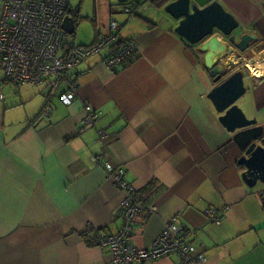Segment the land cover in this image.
<instances>
[{
	"label": "crops",
	"instance_id": "crops-1",
	"mask_svg": "<svg viewBox=\"0 0 264 264\" xmlns=\"http://www.w3.org/2000/svg\"><path fill=\"white\" fill-rule=\"evenodd\" d=\"M135 1L112 5L107 25L97 22L92 43L80 46L109 35L115 19L124 41L138 44L136 59L111 69V49L87 58L74 70L72 104L59 100L67 84L36 96L26 87L38 86L17 88L0 80V264H112L109 249L92 237L119 232L125 194L104 163L124 168L138 189L145 213L134 225L136 248L149 249L178 219L195 232L190 242L202 264H264V185L250 187L243 180L237 161L242 152L209 98L221 83L204 66L200 45L179 36V23L156 10L176 0H150L136 16L119 19ZM214 2L240 23L237 41L244 34L256 41L245 53L233 49L225 65L234 69L228 76L244 73L246 92L237 105L264 126V0H191L201 9ZM78 10L70 3L76 29ZM249 65L263 72L254 74ZM48 103L56 109L46 120L41 116ZM86 105L101 117L81 132ZM99 132L107 134L104 142ZM213 209L222 217L219 225L206 216ZM178 259L143 264H180Z\"/></svg>",
	"mask_w": 264,
	"mask_h": 264
},
{
	"label": "built area",
	"instance_id": "built-area-1",
	"mask_svg": "<svg viewBox=\"0 0 264 264\" xmlns=\"http://www.w3.org/2000/svg\"><path fill=\"white\" fill-rule=\"evenodd\" d=\"M150 0H138L124 8L130 17L141 9H147ZM71 0H3L0 5V70L4 72V82L13 87L47 85L52 90L61 83L69 89L60 95V102L70 105L77 97L76 70L87 58L111 49L106 59L111 69L127 66L138 54L135 41H124L120 35L121 26L115 19L110 22V34L100 36L90 47L67 44V32L63 28ZM4 95L0 88V102ZM86 116L81 122V132L93 128L101 117V112L86 105ZM42 118L49 119L56 106L48 103L43 108ZM104 132L99 139L104 142ZM93 162L101 165V157H93ZM108 177L125 194L121 204L123 225L118 233L101 232L97 245L107 248L112 256V264H143L161 258L177 255L180 264H202L203 256L196 257V247L190 242L195 232L178 219L169 222L152 245L146 249L136 248L131 243L137 219L145 213L138 198L137 187L128 182L126 170L104 163ZM154 211L155 209L152 208ZM206 216L214 224H220L222 217L217 210H207ZM90 230L93 228L89 224Z\"/></svg>",
	"mask_w": 264,
	"mask_h": 264
},
{
	"label": "water",
	"instance_id": "water-1",
	"mask_svg": "<svg viewBox=\"0 0 264 264\" xmlns=\"http://www.w3.org/2000/svg\"><path fill=\"white\" fill-rule=\"evenodd\" d=\"M129 1L118 0V3L125 4ZM163 8L179 23L174 31L190 44L200 45V54H204V66L210 70L215 83H221L214 88L209 98L218 113L222 114L220 121L233 135V141L242 152L237 161L244 169L243 180L250 187L259 182L264 185V126H257V120H249L237 105L246 92L244 73L238 71L228 76L234 69L225 65L233 49L245 53L256 41L249 34L242 35L237 41L239 34L236 32L240 29V23L219 2L201 9L192 5L191 0H176ZM75 22L69 15L65 18L63 28L67 35L75 34ZM221 38L226 40L221 41Z\"/></svg>",
	"mask_w": 264,
	"mask_h": 264
},
{
	"label": "rangeland",
	"instance_id": "rangeland-1",
	"mask_svg": "<svg viewBox=\"0 0 264 264\" xmlns=\"http://www.w3.org/2000/svg\"><path fill=\"white\" fill-rule=\"evenodd\" d=\"M114 5L118 8H121V5L119 6L118 0H71V6L73 9H79L78 18V27L76 29V34L74 35H68L67 36V44H76L80 46L83 42L90 44L94 40L96 29H97V22L100 23L101 27L104 28V25H107V21L110 19V8ZM124 6V4H123ZM114 8V7H113ZM154 10V9H153ZM156 10L160 13H164V8H158L156 7ZM127 18L130 17L127 14L120 13L119 19L121 18ZM4 78V72L0 70V80L3 81ZM3 84L5 82L3 81ZM7 85V84H5ZM9 89H12L15 91V88L8 87ZM26 88H34V90L37 91L36 96H40L41 92L43 91H50V87H47V85H42L40 87H26ZM34 96V97H36Z\"/></svg>",
	"mask_w": 264,
	"mask_h": 264
},
{
	"label": "bare ground",
	"instance_id": "bare-ground-1",
	"mask_svg": "<svg viewBox=\"0 0 264 264\" xmlns=\"http://www.w3.org/2000/svg\"><path fill=\"white\" fill-rule=\"evenodd\" d=\"M249 68L251 69V71L254 73V74H261L263 71L262 69L258 68L257 66H252V65H249Z\"/></svg>",
	"mask_w": 264,
	"mask_h": 264
},
{
	"label": "trees",
	"instance_id": "trees-1",
	"mask_svg": "<svg viewBox=\"0 0 264 264\" xmlns=\"http://www.w3.org/2000/svg\"><path fill=\"white\" fill-rule=\"evenodd\" d=\"M153 1H155V0H153ZM75 33H76V32H75ZM90 235H91V232H87V233L84 234V236H86L87 238H88V236H90ZM98 235H99V233H96V234L93 235V237H92L93 244L96 243V246H98V245H97V242H96V240H97V238H98ZM94 241H95V242H94Z\"/></svg>",
	"mask_w": 264,
	"mask_h": 264
}]
</instances>
